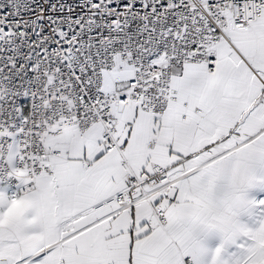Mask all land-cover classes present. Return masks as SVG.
<instances>
[{
  "label": "snow or ice",
  "instance_id": "1",
  "mask_svg": "<svg viewBox=\"0 0 264 264\" xmlns=\"http://www.w3.org/2000/svg\"><path fill=\"white\" fill-rule=\"evenodd\" d=\"M0 264H264V0H0Z\"/></svg>",
  "mask_w": 264,
  "mask_h": 264
}]
</instances>
